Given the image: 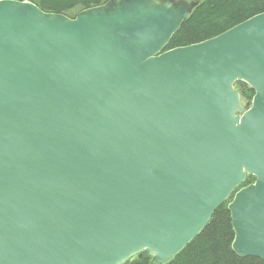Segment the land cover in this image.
<instances>
[{
    "label": "water",
    "instance_id": "95a60500",
    "mask_svg": "<svg viewBox=\"0 0 264 264\" xmlns=\"http://www.w3.org/2000/svg\"><path fill=\"white\" fill-rule=\"evenodd\" d=\"M199 4L0 0V264H169L226 202L264 260V12L163 51Z\"/></svg>",
    "mask_w": 264,
    "mask_h": 264
},
{
    "label": "trees",
    "instance_id": "16d2710c",
    "mask_svg": "<svg viewBox=\"0 0 264 264\" xmlns=\"http://www.w3.org/2000/svg\"><path fill=\"white\" fill-rule=\"evenodd\" d=\"M43 11L71 16L72 9L85 10L110 0H30ZM264 12V0H200L163 51L196 44L225 32ZM249 92L245 91L244 95ZM235 232L228 202L216 210L204 230L169 264H264L258 257H241L233 249ZM126 264H151V257H133Z\"/></svg>",
    "mask_w": 264,
    "mask_h": 264
},
{
    "label": "flooded vegetation",
    "instance_id": "af4514ba",
    "mask_svg": "<svg viewBox=\"0 0 264 264\" xmlns=\"http://www.w3.org/2000/svg\"><path fill=\"white\" fill-rule=\"evenodd\" d=\"M245 91H248L249 94L244 95ZM254 96H255V91L250 86L240 87V97L244 106H249L248 108H250L252 106ZM254 181H255V177L247 178L241 187L247 186L253 183Z\"/></svg>",
    "mask_w": 264,
    "mask_h": 264
},
{
    "label": "rangeland",
    "instance_id": "374dc122",
    "mask_svg": "<svg viewBox=\"0 0 264 264\" xmlns=\"http://www.w3.org/2000/svg\"><path fill=\"white\" fill-rule=\"evenodd\" d=\"M79 12H81V10L76 9H72L69 14L71 15L70 17H75Z\"/></svg>",
    "mask_w": 264,
    "mask_h": 264
}]
</instances>
